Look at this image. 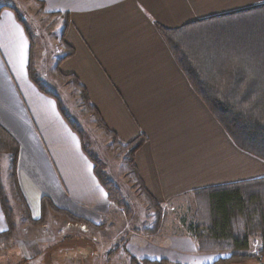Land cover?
I'll use <instances>...</instances> for the list:
<instances>
[{
    "label": "crops",
    "instance_id": "crops-1",
    "mask_svg": "<svg viewBox=\"0 0 264 264\" xmlns=\"http://www.w3.org/2000/svg\"><path fill=\"white\" fill-rule=\"evenodd\" d=\"M42 1L46 13L61 19L68 14L63 41L74 54L59 64V71L77 76L101 120L120 141L146 136L134 162L145 188L157 201L167 207L178 203L182 208L183 203H195L196 189L264 176V161L234 144L191 87L157 27L177 28L264 0ZM0 5L17 10L12 2ZM30 47L31 39L15 11L3 8L0 125L19 145L17 180L32 218L40 217L41 198L46 196L56 207L95 225L110 224V228L93 231L95 241L108 240L95 246L97 257L121 239L126 251L137 258L205 264L225 257L199 253L188 231L169 232L164 226L159 233L146 235L134 232L137 226L122 227L128 219L109 200L80 136L56 100L30 79ZM2 156L0 179L4 183L9 158L4 167ZM14 218L17 227L8 247L2 246L0 237V264H69L60 246L65 235L57 240L50 229L60 218H50L47 227L39 228L25 222L22 226V217ZM177 218L176 224L187 222L184 215ZM8 228L0 197V234Z\"/></svg>",
    "mask_w": 264,
    "mask_h": 264
},
{
    "label": "trees",
    "instance_id": "trees-1",
    "mask_svg": "<svg viewBox=\"0 0 264 264\" xmlns=\"http://www.w3.org/2000/svg\"><path fill=\"white\" fill-rule=\"evenodd\" d=\"M44 9L42 0H37ZM15 11L17 19L23 24L31 39L32 36L23 18L10 5H0ZM61 30L62 53L55 61L54 71L59 78L69 83L77 95L81 108L94 117L97 127L103 129L111 138V145L123 154L122 166L130 177L137 192L154 213L153 227H145L142 232L159 233L164 221L161 202L157 201L145 188L135 165V153L146 142L140 134L129 142H122L101 120L97 109L89 100L85 86L74 74H63L59 64L74 54L72 47L63 41L67 28V13ZM166 40L172 55L185 74L191 87L205 103L211 114L241 150L264 161V3L240 11L211 16L192 21L177 28L157 26ZM30 79L38 89L53 97L60 112L70 127L80 136L85 153L94 164V171L108 194L109 200L127 213L129 205L123 198L119 187L106 175L100 161L88 151L84 134L78 124L68 115L59 96L49 89L37 76L32 63V47L27 64ZM19 145L16 139L0 125V154L8 155V178L15 198L23 208L25 221L29 224H44L46 216L33 219L17 180V160ZM0 187V197H1ZM196 218L187 225V231L195 239L199 253L230 252L212 263L227 264L233 260L264 258V176L237 182L212 185L194 192ZM2 200V197H1ZM2 206L9 228L1 233L2 246L8 247L14 232L6 203ZM58 211L68 222H82L93 230L95 225L89 220L56 207L51 200L42 196L41 213ZM129 214V213H128ZM260 241L257 254L243 253L250 247L251 239ZM126 255L127 264H182L168 259L137 258L125 249L124 240L115 242L106 250L109 257L118 252Z\"/></svg>",
    "mask_w": 264,
    "mask_h": 264
},
{
    "label": "rangeland",
    "instance_id": "rangeland-1",
    "mask_svg": "<svg viewBox=\"0 0 264 264\" xmlns=\"http://www.w3.org/2000/svg\"><path fill=\"white\" fill-rule=\"evenodd\" d=\"M7 1L12 2L17 8L18 13L23 18L31 33L32 63L34 64L37 76L47 87H49V89L59 96L65 111L83 131L84 143L87 145L88 151L100 161L106 175L119 187L123 198L129 205L128 214L127 211L113 203L119 209V213L123 214V216L128 219L127 221L124 220V222H122V227L128 229L137 226L139 229L134 228L133 231L145 234L142 232V229L145 227H153L155 220L154 213L138 194L136 187L131 184L132 181L122 166L121 160L123 154L112 147L110 136L103 129L97 127L94 122V117L85 112L79 105L77 95L69 83L59 78L54 71L55 61L62 53V48L60 47V34L65 20L61 19L60 15L46 13L37 0H0L1 3ZM2 157L5 159V167L8 155L3 154ZM0 187L2 191V200L6 203L14 229L17 227L14 218L15 216L22 217V226L27 224L29 227L35 228L47 227L46 222L49 221L50 218H60V220H56L55 223L51 224L50 229L52 232H55L54 238L57 240L65 235L63 237L65 238V240H63L64 245L60 246L64 247L63 257L64 259H69V264H127L126 255L124 253L123 256H115L116 253L109 257L104 254H101L100 257L94 255L93 251H95V246L97 244L101 246L100 242L105 245L108 243V240L102 238L95 241L93 237V231L95 230L89 228L87 224L86 226L88 230H81L78 228V225L83 224L82 222H68V219L63 217L64 215L58 211L48 210L44 214L41 213L40 216H46L47 218L44 224L34 225L27 223L24 218L25 215L23 208H21L15 198L8 176L7 180L4 179V183H2V179H0ZM194 204L195 203H190L189 205L188 203H183L182 208H179L178 203L169 207H167V203L165 205L161 203L162 212L164 214V221L161 230L165 226L166 230L169 232L187 233V225L196 218V206H194ZM180 215H184L185 220L187 221L183 225L175 223L178 220L177 217ZM119 223L121 225V222ZM102 225L107 228H110L111 226L107 223ZM24 230H26V228ZM37 231L41 232L39 229H37ZM43 231L45 232L46 230L43 229ZM157 231H159V229L153 233ZM153 233H148L146 235H152ZM118 241L120 240H117L116 242ZM259 246V239L257 237L253 238L251 239L249 249L243 253L249 255L257 254ZM217 253L226 254L225 257H228L231 254L230 252H216L213 254ZM255 261L256 259L254 258L245 259L243 262H235L231 260L227 264H250Z\"/></svg>",
    "mask_w": 264,
    "mask_h": 264
},
{
    "label": "water",
    "instance_id": "water-1",
    "mask_svg": "<svg viewBox=\"0 0 264 264\" xmlns=\"http://www.w3.org/2000/svg\"><path fill=\"white\" fill-rule=\"evenodd\" d=\"M250 264H264V259L259 257L255 262L250 263Z\"/></svg>",
    "mask_w": 264,
    "mask_h": 264
},
{
    "label": "built area",
    "instance_id": "built-area-1",
    "mask_svg": "<svg viewBox=\"0 0 264 264\" xmlns=\"http://www.w3.org/2000/svg\"><path fill=\"white\" fill-rule=\"evenodd\" d=\"M78 227L81 229V230H88L87 229V226L85 224H79Z\"/></svg>",
    "mask_w": 264,
    "mask_h": 264
}]
</instances>
